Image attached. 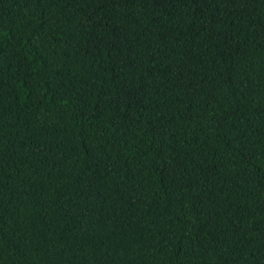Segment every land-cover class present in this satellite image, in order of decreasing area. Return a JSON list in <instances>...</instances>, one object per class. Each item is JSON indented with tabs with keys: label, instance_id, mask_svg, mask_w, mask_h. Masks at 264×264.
Masks as SVG:
<instances>
[{
	"label": "trees",
	"instance_id": "1",
	"mask_svg": "<svg viewBox=\"0 0 264 264\" xmlns=\"http://www.w3.org/2000/svg\"><path fill=\"white\" fill-rule=\"evenodd\" d=\"M0 264H264V0H0Z\"/></svg>",
	"mask_w": 264,
	"mask_h": 264
}]
</instances>
